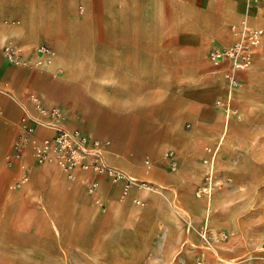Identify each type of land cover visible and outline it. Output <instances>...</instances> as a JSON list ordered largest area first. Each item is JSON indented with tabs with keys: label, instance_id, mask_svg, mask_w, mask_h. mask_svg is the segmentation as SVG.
I'll list each match as a JSON object with an SVG mask.
<instances>
[{
	"label": "rangeland",
	"instance_id": "obj_1",
	"mask_svg": "<svg viewBox=\"0 0 264 264\" xmlns=\"http://www.w3.org/2000/svg\"><path fill=\"white\" fill-rule=\"evenodd\" d=\"M253 1L264 4V0ZM154 2L171 4L166 7L164 15L167 22L172 20L171 11L178 9L174 0H148L147 7L134 5L121 9L114 18L116 26L112 31L108 26V31L103 34L100 28L104 23L106 29V17H101V8L95 4L89 10L88 49L66 47L70 56L76 57L79 71L66 74L65 70L55 66L52 67L54 76L48 80L49 85H32L45 103L67 105L95 135L109 139L110 144L102 156L105 164L132 177L122 167L129 163L139 172L135 179H146L151 182L150 186L134 184L130 194L121 199L115 191L108 189L103 205L83 195L84 173L72 168L74 178L69 180L55 159L37 162L31 142L21 139V127L29 119L36 121L35 138L40 140L53 131L54 124L47 125L46 119L32 111L26 100V83H33L34 78L30 77L24 83L19 78L15 86L11 81L0 82V264H246L249 261V264H261L257 260L259 256L264 257V49H261L264 36L248 67L235 70L239 77L233 95V110L238 116L236 122L244 120L243 107L237 95L241 89L248 90L250 101L246 107L249 111L245 128L240 133H231V150L221 155L227 163H219L217 167L213 156L209 162L208 143L204 142L210 137L208 129L203 127L204 121L197 119L199 108L206 106L207 99L214 96L203 92L207 91L206 86L213 81L214 75L204 56L210 42L203 49V60L197 69L188 66L185 72L172 70L165 75L161 72L158 57L167 43L164 38L166 29L156 23ZM79 4H84L83 0L77 2L75 13L77 20L81 21L87 7L84 4V11L80 13ZM233 21H228L227 25ZM126 36L131 37L130 42ZM5 43L12 42H2L0 51ZM51 49L55 52L54 48ZM131 57L143 61H137L135 67L132 66L136 69L125 72L120 82L126 88L141 91L136 95V101L140 102L137 106H152L139 116L133 115L130 120L134 124L125 117L115 118V115L127 111L132 98L117 95V89L113 88V96L106 95L107 100L100 99L92 92L96 82L90 89L82 85L83 70L98 68L100 59L104 58L103 63H106L110 58L128 60ZM185 62L189 64L190 58H185ZM251 69L254 70L255 81L250 87ZM86 72L89 75L104 74V71ZM145 75L149 79H143ZM164 80L170 82V88L164 89ZM109 84L107 81L100 87L108 92ZM71 86L79 88L85 98L81 100L78 95L74 96ZM162 92L167 93L166 103L155 104ZM219 96L222 98V93ZM221 98L218 97L212 107ZM172 111L183 114L173 119L168 115H172ZM109 124L110 129L107 127ZM47 128L52 131L47 133ZM7 130L9 138L2 143ZM196 141L200 142V150L195 146ZM152 144H160L161 151L151 154L147 147ZM180 147L183 160L193 157L197 162L210 166L211 171L204 172L200 182L185 175L180 191L189 194L195 191L193 195H156L157 204L147 205V197L143 194L158 186V182L148 176L149 171L158 163L162 175L176 173L182 165L178 153ZM169 152L176 160L174 171L164 165ZM145 157L150 159L147 173L143 165ZM45 164H51L56 183L45 174ZM208 176V192H202L200 187ZM28 182L32 184L30 192L17 194ZM53 185H57L61 192L53 193ZM76 187L82 195H77ZM198 190L201 193L196 194ZM10 194L17 196L9 205L11 207L4 210L5 195ZM212 196L221 199V206L218 204L209 209L206 204ZM110 200L119 203L128 200L137 210L126 214L119 207V218L106 220ZM187 204L188 208L194 204L202 207L200 222L185 207ZM42 207H46L52 216L56 232L49 229L45 217L37 213ZM93 209H98V213L89 216ZM160 219H164L161 224ZM202 226L206 230L205 236H202ZM256 241L259 249L255 247Z\"/></svg>",
	"mask_w": 264,
	"mask_h": 264
},
{
	"label": "crops",
	"instance_id": "obj_2",
	"mask_svg": "<svg viewBox=\"0 0 264 264\" xmlns=\"http://www.w3.org/2000/svg\"><path fill=\"white\" fill-rule=\"evenodd\" d=\"M78 1L79 0H0V44L4 41L17 44L27 50L28 56L30 58H34L35 55L34 47L38 44H44L50 48L55 49V52L51 49L53 52V56L51 57L50 63L44 65L41 68H32V69H28L23 66L10 65L3 58L2 49H1L0 51V82L1 83L11 81V83L15 86L19 78H20L19 80L23 82L24 80L28 81L29 78L32 77V79L34 78L33 83L28 81L26 83V87H27L26 90L30 88L38 93V91L34 89L32 85L39 84L40 87L43 85H47L49 83L48 80L52 79L54 76L52 67L58 66L61 69L65 70L66 74H73L79 71L76 68L77 66V60H75L76 57L70 56L66 47L73 46L80 50L83 49V51H86L88 49L90 42L88 39V29H89L88 20L90 16L89 10L92 7H95L94 6L95 4H97L98 7L101 8L100 9L101 17L102 18L106 17L105 18L106 29L104 30L103 27L104 23H102L100 28L101 34H103L104 31H108L107 30L108 26L110 28V31H112L111 29H113V27L116 26L117 24L114 18H116L118 14H120L121 9L125 7H132L134 5L138 7H144V6L147 7L148 5V0H141V1L140 0L139 1L83 0L84 4L87 7V12L83 16L82 20L79 21L75 16L76 5ZM134 1H137V3H133ZM174 2L176 3L178 9L176 10V12L171 11L172 20L168 19V22L165 19L164 12L166 13L167 10L166 7H168V5L171 6V4L167 5L166 2H163V4H155L154 2V17L156 19V23L160 26H163V28L166 29L167 31V33L166 31H164V35H165L164 38L166 39L167 43L165 45V49L161 53H159L160 55L158 57L159 62L157 61L158 64L160 65V69L162 70L161 72L165 73V75L171 73L172 70L174 71L181 70L185 72V69H187L188 66H190L191 68L192 67L196 68L197 66L199 67L201 61L203 60L202 59L203 49H205V46L209 42H210V46L204 52V56L206 57L207 60H208L207 53L212 45L229 44L233 40V36L229 32L228 27L233 23H237L243 15L247 17V21L250 25L261 27L264 30V4H256L255 1L253 0H174ZM42 3L44 4V7L46 8L47 11L46 16H42L40 14ZM84 4L78 5V9L79 8L81 9L80 13L84 11ZM30 9H32L33 11ZM169 16H171V14ZM228 21H233V22H230L227 25ZM29 25H31V28ZM100 38L102 39V35L100 36ZM103 38H105V36H103ZM125 38L129 40V42L131 41L130 40L131 37L126 36ZM109 46H112V44H110ZM262 47L264 49V42L261 45V49ZM187 57L190 58L189 64L185 62V58ZM103 59L104 58L99 60L98 68H90L83 70L85 72L82 75V79H83L82 85L86 87V89H90L91 84H93V82H96L94 86L95 88L92 92L100 99L107 100L108 97H105L106 95H109L110 97L113 96L114 94V92L112 91L113 88L117 89V95L125 96V98H129V99L132 98L133 101L127 104L128 105L126 107L127 111L122 115H115V118L119 119L120 117H125V119L128 120L130 124H134L130 120L132 119V116L133 115L139 116L141 113L145 111V109L148 110L152 109V106L151 105L137 106L138 105L137 103L140 102L136 101L138 100L136 95L138 96L141 93V91L139 90L140 91L139 92L134 89L126 88L127 86L124 83L120 82V80L121 78L122 79L124 78L125 72L136 69V68L135 69L132 68V66L135 67V64L138 63L137 61H143V60H137V58H132V57L129 58L128 60L123 58H119L120 60L115 58L113 59L110 58L108 59V62L103 63ZM156 60L157 59H155L154 61ZM125 63L126 65L123 66ZM225 66H226L225 63H223L221 67H214L211 65L213 69L212 72L214 73V75H212L213 81L208 83V86H206L208 87L207 91H203V92L204 95L213 94L214 96L213 98H210L212 97L211 95L207 99L208 103L206 102V106L204 107L201 106L197 113V119L202 122L204 121L203 127L208 129V134L210 135V137L205 139L204 142L208 143L206 149L207 151H210L212 153V156L215 158L217 167L219 163L221 164L227 163L222 159L221 155L223 152H229L231 150L229 146L231 133L232 132L240 133V131H242L245 128V123H246L245 120L248 113L247 111H249L246 105L250 101L248 90L241 89L238 91L237 93L238 100L243 107L242 114L244 120L242 123L236 122L238 118V116H236V112L235 114H228V116H226L225 110H220V108L225 107L227 92L229 91V87H227L223 81V69L225 68ZM45 67H46V71H44ZM89 70L100 71V72L104 71V74L90 73L89 75L86 72ZM117 72H123V73L119 74ZM234 74L239 82V77H237V72L234 71ZM254 76H255L254 70L251 69L250 82H249L250 87L252 86L253 81H255ZM203 77H206L207 79L209 78V76L206 75H203ZM143 79H149V76L145 75ZM107 81L110 82L107 88L108 92L103 91L101 88L102 84H104ZM164 83H165L163 85L164 89L170 88V82L168 80L166 81L164 80ZM97 87L100 88V90H98ZM235 88L236 86L231 89L232 108H233V95ZM71 90L74 92V96L78 95L79 98H81V100L85 98L84 97L85 95L81 94V90L79 88H76L75 86H71ZM220 93H222V98L221 96H219ZM80 95H82V97H80ZM166 95H167L166 92H162L160 100L158 102H155V104L166 103L167 101ZM218 97H220L222 100H220L215 107H212L214 106V101L217 100ZM48 104H60V103H48ZM60 105H65V104H60ZM70 111H71V118L68 126L71 127L76 124V118H78L79 116H74L73 111L72 110ZM171 113L172 115L171 114L168 115H170L171 117L173 116L172 118L176 119L178 118V115L181 114L182 112L177 114L174 111H172ZM234 116H236V119L234 118ZM79 119L81 126L86 131H88V133L91 136L108 139L107 137H100L95 135L93 131L87 128L86 125L82 124V120L80 117ZM107 127L110 129L111 125L109 124L107 125ZM46 130L47 133H50L52 131L51 128L49 129L47 128ZM54 131L55 130L53 128L51 135H53ZM6 134L9 138L8 130ZM51 135H47V136H51ZM211 135L213 137H211ZM199 144H200L199 141L195 142V146L197 147V150H200V147H198ZM147 149L151 154H157L159 151H161L162 148L160 144H152L150 147H147ZM178 153L180 159L182 160V165L176 173L172 175H162L158 169V163L155 164V168L153 167V169L149 171L148 176L155 179L158 182V186L156 188H152L148 191H145V193L143 194L146 195L147 197V203L151 202L154 205H156L158 202V197L156 195H193V192L195 191H192V193L190 194L180 191L181 184L183 182V179L185 178V175H188L194 178L197 182H200L203 173L206 171H211L210 166H208L206 163L201 164L197 162L193 157L189 159L185 158L183 160L182 157L183 150L181 147L178 148ZM146 158L147 157H145L144 159ZM122 167H124L126 171L132 175V178H135L134 176L139 175L138 170L129 163L124 164ZM149 167L150 165L148 166L144 165L145 173L148 172ZM44 172L52 182L56 183L55 181L56 174L51 168V164H45ZM140 180H146V179H140ZM31 189H32V184L31 182H28L26 184H23L21 189H19L16 193L17 194H22L25 192L28 193L30 192ZM75 189L77 195H82L79 188L76 187ZM108 189L115 191L116 195H119L120 199L125 197L120 195V190L118 187H114L110 185L108 181L103 179L100 181V190L103 194L104 200L108 194L107 193ZM51 190L53 193L61 192L58 189L57 185H53ZM127 194H130V191ZM83 195H86L84 190H83ZM16 196L11 194L5 195L4 198L5 204L3 205L2 208L4 210H7L8 206L11 205V203H13V200L16 198ZM86 196L89 197L88 195ZM117 205L126 214H129L132 211H136L133 208V206H131L128 200L127 201L123 200L122 203H119L115 200H110L107 209L113 211V209H115L114 207ZM188 206H189L188 204L185 205L186 208H188ZM188 209L192 214H194L195 217H197L199 221L202 219L203 217L202 207H198L196 204H194L192 207ZM97 212L98 209H93L91 210V212H89V216H92L93 214H97ZM37 213L45 217L46 223L47 225H49V229L53 230L54 232L57 231L53 218L48 212V209L46 207H42L41 209L38 210ZM160 220L161 221H159V223L162 222L164 219H160ZM0 230H1V226H0ZM249 262H246V264H249ZM257 262L264 264V257L259 256ZM242 264L245 263L243 262Z\"/></svg>",
	"mask_w": 264,
	"mask_h": 264
},
{
	"label": "built area",
	"instance_id": "obj_3",
	"mask_svg": "<svg viewBox=\"0 0 264 264\" xmlns=\"http://www.w3.org/2000/svg\"><path fill=\"white\" fill-rule=\"evenodd\" d=\"M228 30L233 40L227 45H212L207 53L212 66L221 67L223 63L226 65L223 69V81L229 87L225 102L226 116L235 114L231 106V89L238 84L234 71L248 67L264 35L263 28L250 25L245 15L237 23L229 25ZM34 51V58H30L27 50L19 45L5 43L2 47L3 58L10 65L32 69L50 63L53 56L50 47L38 44ZM26 100L38 116L46 119L47 125L54 124L55 131L51 136L36 139L33 137L36 121L29 119L21 127V139L31 142L32 154L37 162L55 159L63 167L69 180L74 178L72 168L84 173L86 177L84 192L93 201L104 204L100 190V181L103 179L110 185L118 187L121 196H125L134 184L139 187L151 185V182L132 178L119 168L105 164L102 156L110 144L109 139L91 136L81 126L79 117L76 118L75 125L68 126L71 111L66 105L45 103L40 95L30 88L26 90ZM143 162L145 166L150 165L147 158ZM164 165L170 171L176 169V160L171 152L167 154ZM201 231L202 236H205L206 230L203 226ZM262 243L264 245V237Z\"/></svg>",
	"mask_w": 264,
	"mask_h": 264
},
{
	"label": "bare ground",
	"instance_id": "obj_4",
	"mask_svg": "<svg viewBox=\"0 0 264 264\" xmlns=\"http://www.w3.org/2000/svg\"><path fill=\"white\" fill-rule=\"evenodd\" d=\"M33 2V1H32ZM30 3H31V1H30ZM32 5H33V3H32ZM75 5V4H74ZM31 7V6H30ZM30 10H32V9H30ZM33 11V10H32ZM40 14L42 15V16H46V14H47V11H46V8L44 7V4L42 3V6H41V12H40ZM33 17V16H32ZM31 19V18H30ZM32 21V20H31ZM31 23V22H30ZM30 26V28H31V25H29ZM32 36V35H31ZM222 105V104H221ZM220 110H225V107H222V108H220ZM232 114V113H231ZM6 134V133H5ZM7 139H8V136H7V134L4 136V138H3V140H2V143H4L5 141H7ZM0 147H1V145H0ZM208 154H209V156H208V158H209V162H211V158H212V153L209 151L208 152ZM209 178H210V176H208L207 178H205V182L203 183V186L202 187H200V189H201V191L202 192H208V187H209V184L208 183H210V181H209ZM26 184V183H25ZM199 193H201L199 190H198V193H196V194H199ZM220 201H221V199L220 198H218L217 196H212L211 198H210V200H209V202H208V204H206L207 206H209V209H211V207L213 206H217L218 204L220 205ZM223 201V200H222ZM153 203H151V202H148L147 203V205H152ZM218 205V206H219ZM221 206V205H220ZM205 207V206H204ZM115 209H113V211H108L107 212V214H106V220H109V221H112L113 219H116V218H119L118 216H119V214H120V211H119V207L118 206H115L114 207ZM134 208V207H133ZM221 208V207H220ZM135 210H137V208H134ZM98 213V212H97ZM207 214H210V212H208ZM100 214H98V215H96L95 217H97V216H99ZM205 221V220H204ZM198 222H200V221H198ZM195 223V222H194ZM206 223V222H205ZM183 224V223H182ZM188 224V223H187ZM194 227H195V225H194ZM193 233V232H192ZM186 240V239H185ZM179 245V244H178ZM181 245V244H180ZM255 247H258L257 249H259V243H258V241H256V245H255ZM256 251V250H255ZM221 261H223V260H221ZM233 261V260H232Z\"/></svg>",
	"mask_w": 264,
	"mask_h": 264
}]
</instances>
